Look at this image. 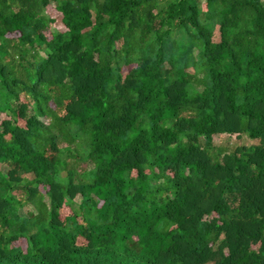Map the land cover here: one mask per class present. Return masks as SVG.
<instances>
[{
	"label": "trees",
	"instance_id": "1",
	"mask_svg": "<svg viewBox=\"0 0 264 264\" xmlns=\"http://www.w3.org/2000/svg\"><path fill=\"white\" fill-rule=\"evenodd\" d=\"M0 163V264H264V0H0Z\"/></svg>",
	"mask_w": 264,
	"mask_h": 264
},
{
	"label": "rangeland",
	"instance_id": "2",
	"mask_svg": "<svg viewBox=\"0 0 264 264\" xmlns=\"http://www.w3.org/2000/svg\"><path fill=\"white\" fill-rule=\"evenodd\" d=\"M61 25L56 21L51 25L52 29H58ZM213 141L215 144L227 145L229 147H233L239 144H252L256 143L255 140H250L246 135H242L241 137L236 138L234 135L230 136L227 134H216L213 136ZM0 169L5 171L6 166L0 163ZM79 201V197L76 198V203Z\"/></svg>",
	"mask_w": 264,
	"mask_h": 264
}]
</instances>
